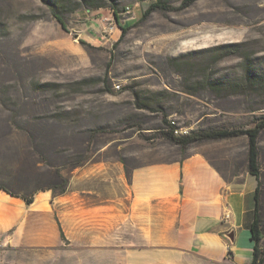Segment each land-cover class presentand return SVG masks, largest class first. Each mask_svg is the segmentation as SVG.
Here are the masks:
<instances>
[{"label": "rangeland", "instance_id": "obj_1", "mask_svg": "<svg viewBox=\"0 0 264 264\" xmlns=\"http://www.w3.org/2000/svg\"><path fill=\"white\" fill-rule=\"evenodd\" d=\"M52 1L0 0V170L30 160V149L56 164V119L67 122L75 100L123 101L118 132L140 131L150 146L167 141L142 138L159 126L155 108L168 114L171 125L191 132L230 128L229 122L244 128L264 116L262 92L219 95L197 87L202 74L244 78L239 55L213 65L210 50L219 45L242 46L264 70V0H198L187 8L181 7L184 0H163L168 9L146 17L157 0H56L65 27L51 11ZM182 61L192 65L177 67ZM83 80L90 81L78 91L74 84ZM45 82L56 87H36ZM137 95L151 109L137 108ZM5 262L60 259L48 251L19 252Z\"/></svg>", "mask_w": 264, "mask_h": 264}, {"label": "crops", "instance_id": "obj_2", "mask_svg": "<svg viewBox=\"0 0 264 264\" xmlns=\"http://www.w3.org/2000/svg\"><path fill=\"white\" fill-rule=\"evenodd\" d=\"M109 103L75 100L68 121L56 119V164L30 149V160L0 170L10 192L34 195L27 205L0 189L2 264L39 251L60 264H251L258 188L264 217V130L258 179L245 136L150 146L140 131L118 132L125 105Z\"/></svg>", "mask_w": 264, "mask_h": 264}, {"label": "trees", "instance_id": "obj_3", "mask_svg": "<svg viewBox=\"0 0 264 264\" xmlns=\"http://www.w3.org/2000/svg\"><path fill=\"white\" fill-rule=\"evenodd\" d=\"M198 0H184L182 3V8H187L191 6ZM51 6V11L55 18L65 27L64 18L61 15V11L58 9V5L56 4V0L52 2H48ZM102 7V6H101ZM159 9H168V7L164 4L163 0H157L152 3L149 8L144 13V16H148L151 12ZM114 16L118 22L119 17L116 11H114ZM122 27L123 31H126V28ZM242 46L238 44H224L219 45L213 49H211V62L213 65H217L220 61L229 57L231 55H239L243 59V65L246 67L245 76L241 81H232L225 78H214V73L210 74H202V81L197 83V87L200 89L209 88L215 91L217 94L222 95L225 92L229 94H242L247 92H256L261 93L264 96V70H262L259 64L256 62L257 59L249 56L243 49ZM179 61V60H178ZM184 65H192V62L182 61L176 64L177 67H182ZM90 80H83L80 82H76L74 85H77L80 89L89 83ZM36 87L38 89H51L56 87V84L45 82V83H37ZM194 89V88H192ZM160 94V93H158ZM138 96V95H137ZM136 96V107L139 109H151L149 104L139 100V96ZM154 109V108H152ZM154 111L160 113V122L159 126L153 128V136H142L145 141H150L154 138H163L169 141L173 145H177L182 149H185L191 145H196L198 143H203L206 141H220L233 139L236 137L245 136L248 140V170L249 172L256 176L258 179L260 178V163H259V146L258 141L261 132L264 130V116H261L256 119L254 122V127L251 128H240V127H232V128H215V129H205V130H196L190 132L188 135L177 136L173 132V127L170 124L168 118V114L162 108H155ZM66 185V181H62V183L58 186L61 190H63ZM56 186H53L52 189H55ZM0 189L6 191L14 197L22 198L27 205H30L34 201V195H18L10 192L5 186L0 185ZM260 194L261 189L258 188L256 191L255 199H256V215L255 220L251 226V239L254 243L253 248V260L251 264H264V217L261 214V202H260Z\"/></svg>", "mask_w": 264, "mask_h": 264}, {"label": "built area", "instance_id": "obj_4", "mask_svg": "<svg viewBox=\"0 0 264 264\" xmlns=\"http://www.w3.org/2000/svg\"><path fill=\"white\" fill-rule=\"evenodd\" d=\"M117 90H119L121 87L119 85L115 86ZM172 127H173V132L177 136H183V135H188L191 132V129L188 127H177V123L175 121H172ZM226 218H229V215H226Z\"/></svg>", "mask_w": 264, "mask_h": 264}, {"label": "water", "instance_id": "obj_5", "mask_svg": "<svg viewBox=\"0 0 264 264\" xmlns=\"http://www.w3.org/2000/svg\"><path fill=\"white\" fill-rule=\"evenodd\" d=\"M226 237L230 240L231 243L235 242V231L232 230L226 234Z\"/></svg>", "mask_w": 264, "mask_h": 264}]
</instances>
